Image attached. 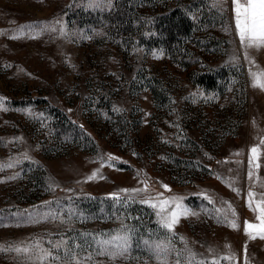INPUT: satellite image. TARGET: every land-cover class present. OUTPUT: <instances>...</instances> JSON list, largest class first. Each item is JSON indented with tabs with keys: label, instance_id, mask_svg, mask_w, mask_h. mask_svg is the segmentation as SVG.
I'll return each mask as SVG.
<instances>
[{
	"label": "rangeland",
	"instance_id": "rangeland-1",
	"mask_svg": "<svg viewBox=\"0 0 264 264\" xmlns=\"http://www.w3.org/2000/svg\"><path fill=\"white\" fill-rule=\"evenodd\" d=\"M231 6L0 0V264H68L42 250L64 257L75 244L82 264H161L143 241L171 234L140 203L148 198L199 214L180 217L167 264L177 252L187 264L181 236L197 260L214 249L232 257L221 264H245L247 244V264H264V239L244 233L245 221L259 223L248 191L264 194V88L253 86L264 84V47L241 45ZM253 146L260 167L249 179ZM136 188L147 190L119 192ZM122 228L126 256L95 255L93 237Z\"/></svg>",
	"mask_w": 264,
	"mask_h": 264
},
{
	"label": "snow or ice",
	"instance_id": "snow-or-ice-1",
	"mask_svg": "<svg viewBox=\"0 0 264 264\" xmlns=\"http://www.w3.org/2000/svg\"><path fill=\"white\" fill-rule=\"evenodd\" d=\"M231 5H232L231 10L234 14L235 29L237 35L240 38L241 45L244 46L245 48L264 47V0H231ZM52 30L55 31V28H53ZM61 31L63 30L61 29ZM253 86H260L264 88V84H260L258 81L254 82ZM261 143H264V141H261ZM109 159L112 158L109 157ZM258 159H259L258 148L256 146H253L249 150V161H248L249 179H252L253 177V171H252L253 164L255 163L257 169L260 167V165L256 163ZM96 174L97 173L94 171L93 174L88 177V179L91 180L95 178ZM217 179H221L222 182H224L223 178L219 176H217ZM226 186L230 187L231 190L239 194L240 190L233 187L232 184H227ZM163 187L167 190L166 185H164ZM146 190H147L146 188L120 189L119 192L126 194L127 193L138 194ZM109 195L110 198H112L113 200L124 204H127L129 200L134 201L135 199L134 195L127 196L124 199H122L118 193H111ZM201 195L202 198L207 200L210 204L214 203L213 198L207 193H203ZM257 195L258 194L253 192L252 190H249L247 193L246 204L250 211L257 213L256 220L259 222L258 224L250 223L248 221L244 222V233L249 237V239H256V238L264 239V194H259L260 196L259 199H256ZM140 203L146 204L149 207L155 209L156 215L158 217L159 227L166 230L167 233L171 234L170 237L166 238V242L157 241L153 243L150 242L149 240L143 241V243L146 246H148L149 249L155 251V254L158 257L160 256L165 257V259L161 262V264H167L166 256L170 250H174L172 246V238L176 236V233L174 232V228L179 223L180 217L181 216L187 217L189 215L196 216L199 214L191 211L186 206H182L180 203H176L175 209L168 212L166 211L167 205L169 204L168 200H160L157 203V202H153V198H148V199L140 200ZM254 204L255 207H253ZM229 208H231L230 204H229ZM215 211L219 213L222 211V209H215ZM49 215H51L53 218L56 217L55 212L50 213ZM235 215H236L235 210H233L232 216L235 217ZM221 219H223V221L227 223V226L233 229L239 227L235 219H228L227 216H224L223 218L217 216L218 223L221 222ZM131 239H132L131 230H125L123 228L115 235L109 233V234H101L99 238L93 237V243L96 245L95 255L107 256L109 259L112 260L125 257L132 247ZM179 239L185 242V250L189 251V258L187 264H221L222 260L232 259L231 256H223L220 257L219 259H216L214 257L215 250L209 249L208 250L209 254L213 258L197 260L195 254L191 253L190 250L187 249V242L185 238L181 236L179 237ZM62 243L66 246L69 244V242L66 240L62 241ZM55 247L59 249L60 245L57 244ZM76 249H80L81 251L84 250L83 246L80 244L68 246L66 247L64 257H61L59 254L53 255L50 251L47 250H42L44 251V256L41 257V260H43L44 258H48L53 262H55V261H61L67 259L68 264H73V262H75V264H82V261L78 258V253L76 252ZM15 251L28 252V249L16 248ZM244 251H245V264H247V244H245L244 246ZM182 255L183 253L177 252L176 264H183V261L181 260ZM85 259L90 262L92 261L93 257L89 255Z\"/></svg>",
	"mask_w": 264,
	"mask_h": 264
},
{
	"label": "crops",
	"instance_id": "crops-1",
	"mask_svg": "<svg viewBox=\"0 0 264 264\" xmlns=\"http://www.w3.org/2000/svg\"><path fill=\"white\" fill-rule=\"evenodd\" d=\"M232 7V6H231Z\"/></svg>",
	"mask_w": 264,
	"mask_h": 264
}]
</instances>
